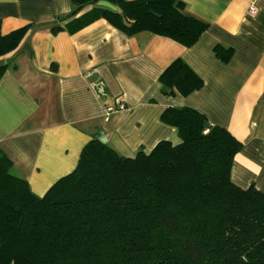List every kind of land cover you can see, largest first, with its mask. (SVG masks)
<instances>
[{
  "label": "trees",
  "instance_id": "trees-1",
  "mask_svg": "<svg viewBox=\"0 0 264 264\" xmlns=\"http://www.w3.org/2000/svg\"><path fill=\"white\" fill-rule=\"evenodd\" d=\"M70 1L74 9L51 33H73L102 18L128 36L147 31L189 47L208 27L184 12L182 0H104L116 10L101 0ZM28 28L0 32V57ZM214 50L222 59L230 54ZM9 66L0 64V78ZM158 81L164 96L202 86L181 58ZM160 120L176 129L179 142L161 140L122 156L93 136L75 168L42 196L0 150V264H264V192L230 179L241 142L189 106L167 107Z\"/></svg>",
  "mask_w": 264,
  "mask_h": 264
},
{
  "label": "crops",
  "instance_id": "crops-1",
  "mask_svg": "<svg viewBox=\"0 0 264 264\" xmlns=\"http://www.w3.org/2000/svg\"><path fill=\"white\" fill-rule=\"evenodd\" d=\"M182 1L185 13L208 24L189 47L147 31L128 36L102 18L51 33L74 9L70 0H0L2 34L29 25L18 47L0 57L10 63L0 78V150L34 194L71 172L98 133L122 156L179 142L160 114L183 106L241 142L230 179L264 192V0ZM216 46L230 50L227 59ZM176 58L202 86L164 96L158 76ZM104 106L115 107L106 118Z\"/></svg>",
  "mask_w": 264,
  "mask_h": 264
},
{
  "label": "water",
  "instance_id": "water-1",
  "mask_svg": "<svg viewBox=\"0 0 264 264\" xmlns=\"http://www.w3.org/2000/svg\"><path fill=\"white\" fill-rule=\"evenodd\" d=\"M98 3H99V5H101V6H105V7H107V8L112 9V10H116V7H115L113 4H111V3L107 2V1L101 0V1H99ZM124 23H125V22H124ZM97 137H99V140H100L102 143H105V142H106L105 137L102 136L100 133L97 134Z\"/></svg>",
  "mask_w": 264,
  "mask_h": 264
},
{
  "label": "built area",
  "instance_id": "built-area-1",
  "mask_svg": "<svg viewBox=\"0 0 264 264\" xmlns=\"http://www.w3.org/2000/svg\"><path fill=\"white\" fill-rule=\"evenodd\" d=\"M249 13H251V14H254L255 13V8L253 6L250 7ZM113 110H115V107H113V106H104L103 107V110H102L103 111V114H104V117L106 118V116L110 112H112Z\"/></svg>",
  "mask_w": 264,
  "mask_h": 264
}]
</instances>
